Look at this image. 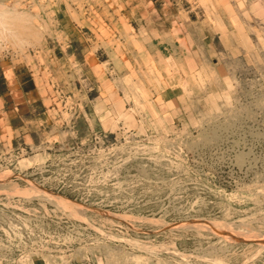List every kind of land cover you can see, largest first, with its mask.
I'll use <instances>...</instances> for the list:
<instances>
[{
    "label": "rangeland",
    "instance_id": "obj_1",
    "mask_svg": "<svg viewBox=\"0 0 264 264\" xmlns=\"http://www.w3.org/2000/svg\"><path fill=\"white\" fill-rule=\"evenodd\" d=\"M126 4L175 48L134 81L90 55L94 77L51 72L36 139L0 148V264H264V0H0V54L42 60L61 31L95 49L85 21L124 22ZM89 87L109 118L71 112Z\"/></svg>",
    "mask_w": 264,
    "mask_h": 264
},
{
    "label": "crops",
    "instance_id": "obj_2",
    "mask_svg": "<svg viewBox=\"0 0 264 264\" xmlns=\"http://www.w3.org/2000/svg\"><path fill=\"white\" fill-rule=\"evenodd\" d=\"M136 5L137 3L133 4L132 7H136ZM127 6V4L124 5L125 10H123L125 13L124 22L120 21V17L115 18L114 21L113 19L108 22L104 20L103 23L97 24H94L90 19L85 21V25L89 27L92 33L81 32L78 34L80 35L79 38L92 41V44L97 45L95 49L94 46L84 43V49L78 48V50L72 46L75 45L72 42L75 38L61 31L59 34L55 33L54 35H49V37L52 41H59V37H62V41H65V43H62L66 47L63 48L60 41L58 43L60 44V48L54 46L52 48L41 49L38 51V54L42 60L29 59L24 54L18 63H14L12 59H5L0 54V148L4 149L22 144L30 145V142L36 139L33 129L37 126V106L44 109L45 112L55 107L53 103L54 95L51 88V83L53 84L51 72L54 73L53 78L55 79L57 73L61 75L65 73L62 77L67 79L68 82L70 81V76L79 71H87L91 73V77H94L95 68L86 60L87 56L90 55L93 61L94 58L98 60L99 63L97 65H105L104 69L106 72H113L115 74L124 73L125 76H130L132 81H134L136 78L131 76L132 71L138 72L140 69H144V63L156 65L160 57L161 60L167 59L164 56L163 49L175 48V35L172 33L173 28H170L167 32L162 30L163 34H165L164 36L168 38L165 41L168 47L162 46L160 41L157 42L158 46H155L153 42V39H155L153 30H158L152 27L149 28V25L148 28H145L141 24L140 27L138 26L139 28H134L131 23V17L128 15L129 12L126 9ZM107 18L110 19L108 16ZM171 23L173 24V20ZM115 24H119L121 28L124 27L125 29V33L122 30L123 32H119V34L113 30V39H118L121 42L119 45L120 51H117L111 45L113 39L110 35L106 37L102 36L99 29L102 26L104 30L110 32L112 27H115ZM141 27L145 29L146 34L140 32ZM180 52L184 56L183 49H180ZM98 53L105 57L100 60ZM173 53L170 54V57L175 58L176 52L174 51ZM17 67H21L24 70L19 76L15 73ZM164 77L165 79H169L171 76L165 73ZM69 84L71 85V83ZM97 86L100 87L99 82ZM90 88L85 91L86 98H82L83 94L82 97H80L81 95L76 97V100L72 103V109L74 110L71 112L76 118H85L87 121H94L95 119L100 121L109 118L110 91L106 92L102 88V91L105 92L104 95L101 96L102 93L100 92L99 96L96 97L98 98L97 102L100 101L103 104L100 109L102 112L97 113L95 98L88 97V90ZM160 96H164L163 91L160 92Z\"/></svg>",
    "mask_w": 264,
    "mask_h": 264
}]
</instances>
